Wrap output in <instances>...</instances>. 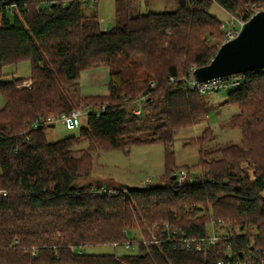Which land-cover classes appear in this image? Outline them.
Here are the masks:
<instances>
[{
    "label": "trees",
    "instance_id": "obj_1",
    "mask_svg": "<svg viewBox=\"0 0 264 264\" xmlns=\"http://www.w3.org/2000/svg\"><path fill=\"white\" fill-rule=\"evenodd\" d=\"M89 1L0 0V264H235L228 252L264 250V68L242 73L224 101L237 108L230 124L243 145L205 149L209 127L185 139L199 145L198 173L179 168L173 148L179 129L205 117L202 92L185 77L223 40L210 5L247 20L264 0H177L175 10L135 15L119 0L106 30L84 12ZM21 62L29 76L7 78L3 68ZM99 67L106 93L81 95V72ZM73 109L86 112L77 134L48 141L44 120ZM152 143L163 146L166 184L107 187L116 193L80 184L97 148ZM210 219L218 238L182 247L206 237ZM126 242L132 251L120 255L83 251Z\"/></svg>",
    "mask_w": 264,
    "mask_h": 264
},
{
    "label": "rangeland",
    "instance_id": "obj_2",
    "mask_svg": "<svg viewBox=\"0 0 264 264\" xmlns=\"http://www.w3.org/2000/svg\"><path fill=\"white\" fill-rule=\"evenodd\" d=\"M119 0H90L84 5L87 14L96 13L99 18L100 28L109 29L114 24L116 4ZM130 14L138 12L172 11L177 8V0H129ZM209 11L222 21L224 29L223 41L229 33L239 30L241 19L229 15L216 3H212ZM221 42V43H222ZM6 77L11 75L28 77L30 66L28 62L7 65L3 68ZM108 69L99 67L81 72L79 77L81 95H103L107 91ZM232 85L225 84L214 91H203V104L205 117L197 120L193 125L179 129L174 135L175 164L182 168L190 167V173H198L196 166L199 158L198 144H186L182 142L191 137H196L209 127L211 138L204 143L205 149L223 147L228 144L243 145L241 132L231 126L230 117L237 112V108L230 104H224L228 91ZM2 98L0 97V106ZM83 118V117H82ZM79 127L67 129L61 122H55L53 127L45 126L44 134L48 141H56L66 136L76 135ZM86 140H80L76 148H85ZM181 169H178V171ZM184 170V169H183ZM185 171V170H184ZM186 172V171H185ZM80 184L86 182L100 183L103 187H115L122 184L143 188L161 186L167 183L164 174V149L160 143L140 144L124 150H107L100 148L92 155L91 172L88 177L82 178ZM208 235L220 233L215 228L214 220L206 223ZM129 243V242H126ZM125 243V244H126ZM86 253H116L117 255L132 251L120 244H105L100 246L85 247Z\"/></svg>",
    "mask_w": 264,
    "mask_h": 264
},
{
    "label": "water",
    "instance_id": "obj_3",
    "mask_svg": "<svg viewBox=\"0 0 264 264\" xmlns=\"http://www.w3.org/2000/svg\"><path fill=\"white\" fill-rule=\"evenodd\" d=\"M259 68H264V8L244 21L236 36L223 41L211 60L193 69L189 77L193 81L204 82ZM48 126L53 127V124ZM38 128H42L41 125ZM175 178L173 175L172 179ZM252 249L253 245L250 246Z\"/></svg>",
    "mask_w": 264,
    "mask_h": 264
},
{
    "label": "built area",
    "instance_id": "obj_4",
    "mask_svg": "<svg viewBox=\"0 0 264 264\" xmlns=\"http://www.w3.org/2000/svg\"><path fill=\"white\" fill-rule=\"evenodd\" d=\"M252 15V14H251ZM250 15V16H251ZM246 20H242L239 22V29L241 25L244 23ZM239 31V30H238ZM238 31H233L232 33H229L228 37L226 39H231L236 36ZM225 39V40H226ZM196 67H191L190 72L195 69ZM241 74H236V75H230L226 77H216L209 79L204 82H198V81H193L190 79L189 75L185 77V80H187V87L190 89L197 88L201 92L203 91H214L219 89L221 86L225 84H230L232 86L238 85L240 81V76ZM31 83L30 80H25L23 82V86H29ZM85 111H82L80 109H73L72 111L68 113H61L58 116H49L44 120V123L46 125L53 124L55 122H61L67 129H74L76 127H79L82 123V117L85 114ZM134 113L138 114L140 113V109H136ZM37 124L35 123L34 126ZM186 172L181 169L176 172L175 177H177L178 181L181 182L185 178ZM101 192H107L109 191L110 193H116L117 191L115 190H110L107 189L106 187H101L99 189ZM220 221H217V224ZM216 225V223L214 222ZM216 228V227H215ZM218 238V234H213V235H207L206 237L200 238L198 240H190L189 238H182V247H192L195 250H200L203 245L205 244H211L213 243L216 239ZM125 248H131L130 243L124 244ZM228 260L234 259L235 264H264V250L254 248L251 253L248 256H245L244 258L240 259L238 256H234L231 252H228L227 254ZM228 262V261H227ZM229 263V262H228ZM217 264H223V260H219Z\"/></svg>",
    "mask_w": 264,
    "mask_h": 264
}]
</instances>
